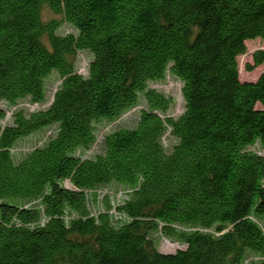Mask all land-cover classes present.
Listing matches in <instances>:
<instances>
[{
	"label": "trees",
	"instance_id": "16d2710c",
	"mask_svg": "<svg viewBox=\"0 0 264 264\" xmlns=\"http://www.w3.org/2000/svg\"><path fill=\"white\" fill-rule=\"evenodd\" d=\"M256 38L264 0H0V102L15 107L9 121L0 105V264H264V156L249 149L264 147V71L242 80L238 60ZM52 73L48 106L19 107L47 101ZM168 73L183 83L177 117L149 86ZM142 99L133 127L77 152ZM42 127L54 133L15 160ZM112 182L127 197L93 212L88 191ZM157 233L185 247L163 252Z\"/></svg>",
	"mask_w": 264,
	"mask_h": 264
},
{
	"label": "rangeland",
	"instance_id": "374dc122",
	"mask_svg": "<svg viewBox=\"0 0 264 264\" xmlns=\"http://www.w3.org/2000/svg\"><path fill=\"white\" fill-rule=\"evenodd\" d=\"M43 16L45 19L57 18L60 19L62 16L59 14H55L48 6H45L43 9ZM63 30L68 29L71 31V27L63 24ZM247 50L244 54L238 57L239 60V68H240V78L242 80H256L259 75L264 71V62L259 65H254L250 69L248 68V64L253 65V53L256 50H264V40L260 38L249 39L246 41ZM92 55L89 51H81L77 55V67L80 73L86 74L88 63L91 59ZM61 78L59 74L52 73L46 79V87H47V101L43 104L32 103L28 99H23L19 102V107H23L29 111L34 109L42 108L48 106L51 96L53 92L57 88L60 83ZM149 86L151 88H155L165 95L171 97L173 102L170 108L167 110V115L177 117L179 116L185 109V100L182 93V81L176 76L168 73L165 79L163 80H155L150 81ZM2 107H5L8 110V120L10 121V114L12 109L15 107H10L4 101L0 102ZM143 105V99L141 104L137 107L126 111L119 118L114 121L102 120L96 125V129L98 132V141L96 144L86 149L85 151L78 150L77 152H82L81 154L84 157H94L98 153L103 151L101 139L102 135L105 131H109L112 129H116L119 127H133L139 115V109ZM54 133L52 127H42L36 132L23 137L17 141L13 148V154L15 160H20L27 152L32 150L34 147L38 145H42L46 142V140ZM176 142V139L172 137L169 133H167L164 137V145L168 150L171 149L173 144ZM249 149L257 151L258 153L264 156V147L261 146L260 143H256L253 146H250ZM66 184H69L66 181ZM128 195V189L124 185L116 182L108 183L97 187L95 190L88 191V200L90 207L93 212H98L103 209L106 199H109L112 204H116L118 199H125ZM10 201H17L20 199L10 198ZM154 238H156L157 244L159 246V250L163 252H174L178 248H184L185 245L173 240L170 237H163L160 234H154Z\"/></svg>",
	"mask_w": 264,
	"mask_h": 264
}]
</instances>
